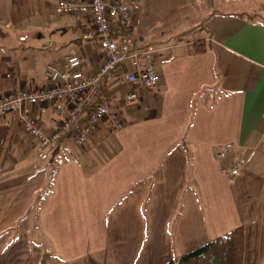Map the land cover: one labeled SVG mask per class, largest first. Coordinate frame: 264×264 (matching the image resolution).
<instances>
[{
	"label": "crops",
	"instance_id": "crops-1",
	"mask_svg": "<svg viewBox=\"0 0 264 264\" xmlns=\"http://www.w3.org/2000/svg\"><path fill=\"white\" fill-rule=\"evenodd\" d=\"M59 1L0 0V96L47 86L48 66L69 55L86 73L101 66L97 40L83 38L92 16L58 15ZM137 1L138 46H151L144 24L205 25L156 49L159 92L141 90L121 130L106 120L84 146L66 135L42 151L16 113L0 120V264H167L239 227L244 264H264V0ZM200 39L209 50L191 54ZM128 69L105 84L112 103ZM68 110L32 107L47 132Z\"/></svg>",
	"mask_w": 264,
	"mask_h": 264
},
{
	"label": "built area",
	"instance_id": "built-area-1",
	"mask_svg": "<svg viewBox=\"0 0 264 264\" xmlns=\"http://www.w3.org/2000/svg\"><path fill=\"white\" fill-rule=\"evenodd\" d=\"M140 9L137 0H62L56 6L58 15L90 14L93 27H87L85 40H97L101 66L92 74L83 69L82 59L69 55L64 62L52 63L46 75L45 87L17 88L0 96V120L16 113L23 129L38 140L40 150L45 151L70 134L78 146H84L109 120L116 130L123 122L113 111L105 84L122 66H129L125 82L129 89L124 99L136 103L141 90L153 94L159 92L160 75L156 66V49L138 46L132 35H118L113 22L129 23ZM59 102L69 104L68 115L55 131H45L33 116L32 107ZM232 145L228 144L227 148ZM221 153V150H216ZM246 161L238 160L231 168L232 175H239Z\"/></svg>",
	"mask_w": 264,
	"mask_h": 264
},
{
	"label": "rangeland",
	"instance_id": "rangeland-1",
	"mask_svg": "<svg viewBox=\"0 0 264 264\" xmlns=\"http://www.w3.org/2000/svg\"><path fill=\"white\" fill-rule=\"evenodd\" d=\"M238 6V5H237ZM237 6H234V9H242L241 7L238 8ZM243 9H251V8H243ZM187 10V11H186ZM183 10L184 14H178L174 13L175 16H188L191 13L188 9ZM58 22L61 21H67L71 20L70 17L64 18H55ZM174 18H169L167 21L162 22H155L153 24L147 25L144 24L143 26V33L144 37L142 42L144 45H151L152 47H155L159 51V48H163L165 46H173L176 44L184 43L189 37L193 36L196 33V29H201L204 27L205 23L200 22V18H185L186 24L182 22L181 24L174 22ZM184 26L187 27H193V30H190V28H184ZM59 31L56 30V28L53 29V33L57 34ZM200 35H204V32H200ZM67 39V37L64 38V40ZM54 42L52 43L55 45V43H59L58 36L55 37ZM17 42H23L25 40L18 38L15 40ZM68 46L66 45L64 48L61 47L60 50H65ZM70 50L67 49L66 53H69ZM160 55V54H158ZM121 68H119L115 73L121 72L119 71ZM118 78V85H117V93L112 94V88H111V96L115 99L114 103L111 104L114 108L113 111L117 113L119 118L122 120L128 119L129 116L135 112L136 108L138 107V104L135 103H127L124 99L125 93L128 91V84L126 82H122L123 74L117 75ZM126 83V84H125ZM110 88V87H109ZM115 95V96H114ZM112 99V98H111Z\"/></svg>",
	"mask_w": 264,
	"mask_h": 264
},
{
	"label": "trees",
	"instance_id": "trees-1",
	"mask_svg": "<svg viewBox=\"0 0 264 264\" xmlns=\"http://www.w3.org/2000/svg\"><path fill=\"white\" fill-rule=\"evenodd\" d=\"M119 23L115 36L132 35L128 23ZM208 50L209 43L200 39L193 43L190 53L202 54ZM67 136L71 137L70 134ZM245 252L246 233L243 227H239L167 264H244Z\"/></svg>",
	"mask_w": 264,
	"mask_h": 264
}]
</instances>
